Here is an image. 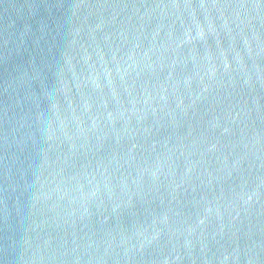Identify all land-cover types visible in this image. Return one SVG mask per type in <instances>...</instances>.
<instances>
[{
    "label": "clouds",
    "instance_id": "9594fccd",
    "mask_svg": "<svg viewBox=\"0 0 264 264\" xmlns=\"http://www.w3.org/2000/svg\"><path fill=\"white\" fill-rule=\"evenodd\" d=\"M70 11L52 86L20 125L48 146L30 203L51 229L25 264H264V0Z\"/></svg>",
    "mask_w": 264,
    "mask_h": 264
},
{
    "label": "water",
    "instance_id": "95a60500",
    "mask_svg": "<svg viewBox=\"0 0 264 264\" xmlns=\"http://www.w3.org/2000/svg\"><path fill=\"white\" fill-rule=\"evenodd\" d=\"M72 4L73 0H0V264H25L28 242L37 234L44 240L51 232L36 228L38 217L30 203L48 146L38 136L29 139V129L20 125L33 111L30 96L52 86L53 71L70 40ZM199 119L193 118L192 125ZM187 130L186 122L180 133ZM170 132L161 129L155 138ZM228 189L225 184V193ZM152 207L158 208L159 201ZM135 211L143 218L141 205ZM133 219L127 214L123 218L125 223Z\"/></svg>",
    "mask_w": 264,
    "mask_h": 264
}]
</instances>
